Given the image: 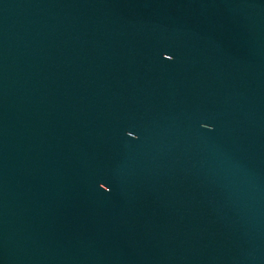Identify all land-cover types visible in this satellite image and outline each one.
Instances as JSON below:
<instances>
[{
    "label": "water",
    "instance_id": "obj_1",
    "mask_svg": "<svg viewBox=\"0 0 264 264\" xmlns=\"http://www.w3.org/2000/svg\"><path fill=\"white\" fill-rule=\"evenodd\" d=\"M0 264H264V0H0Z\"/></svg>",
    "mask_w": 264,
    "mask_h": 264
},
{
    "label": "snow or ice",
    "instance_id": "obj_2",
    "mask_svg": "<svg viewBox=\"0 0 264 264\" xmlns=\"http://www.w3.org/2000/svg\"><path fill=\"white\" fill-rule=\"evenodd\" d=\"M168 59L171 60V59H173V57L171 56ZM208 125H210V124H205V128H207Z\"/></svg>",
    "mask_w": 264,
    "mask_h": 264
}]
</instances>
